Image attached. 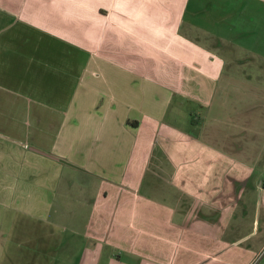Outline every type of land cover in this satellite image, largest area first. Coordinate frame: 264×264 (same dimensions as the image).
Wrapping results in <instances>:
<instances>
[{"label": "crops", "instance_id": "crops-1", "mask_svg": "<svg viewBox=\"0 0 264 264\" xmlns=\"http://www.w3.org/2000/svg\"><path fill=\"white\" fill-rule=\"evenodd\" d=\"M230 11L0 0V264H254L235 211L264 200V83L239 62L264 71V53L200 40L204 13L216 32ZM239 98L212 135L187 129Z\"/></svg>", "mask_w": 264, "mask_h": 264}, {"label": "rangeland", "instance_id": "rangeland-1", "mask_svg": "<svg viewBox=\"0 0 264 264\" xmlns=\"http://www.w3.org/2000/svg\"><path fill=\"white\" fill-rule=\"evenodd\" d=\"M228 1H230L229 4H227ZM216 4H224L225 11L227 8H230L231 11L228 14H225V12L220 14L222 17L221 20L223 19L224 26H220V29H216V32H214L215 27L211 25L213 24V19H218L217 12L204 13L207 17L205 20H207V24L210 28H205L204 30L206 31H200L201 35L204 34V37H200V40L205 43L206 46L211 47V44L215 41L212 36H239L244 38V42H246L245 44H249L251 48L259 49L260 52L262 51L264 53V46H258V41H264V0H216ZM215 9L217 11L220 10L218 8ZM226 26L229 28L226 29ZM219 33H221V35ZM224 46L221 47V53L223 54L226 53V51H224ZM242 52H244L242 49L238 53L236 50L235 54L237 56L238 54L241 56ZM239 64L243 65V68H245L247 73L250 74L249 77H251L250 79H253V86H258L259 84L258 87H261L260 84L264 83V71L260 70V68L254 66L250 62H239ZM249 88L254 87L250 86ZM237 90L240 91L241 88L237 87ZM258 92V89H254V91L249 89L248 98L251 102L254 101L255 103H260L263 101L258 96ZM237 96L238 95L234 91L232 96L228 95V99H234L237 98ZM244 104L246 103L243 102V99L239 98L232 110V113L230 112V108L227 107L222 108L218 114L216 111L215 113L211 112L208 117L204 114L202 115L201 110H195L194 115L198 120L197 126L190 125L188 127V125L185 124L184 127H188L187 129L191 132H195L196 134H202L203 131L205 134V131L208 130V134L212 135L215 128L219 130L222 129L224 116L226 114L232 115L237 112L238 109H240L239 114H245L249 107H246ZM243 110L244 113H242ZM256 110L258 109H255V111ZM238 121L239 120H237V127H232V130L235 133L243 134L242 130L239 128L240 124ZM190 122L192 123V121ZM247 132L250 133L251 130H248ZM251 134L253 135V133ZM207 138L210 139L211 136H207ZM255 148L256 144H254V149ZM158 160L157 156L154 160L156 167L165 163L164 158H162L161 163H158ZM252 192L253 200H239L235 214L238 216V223L242 226L243 230L251 231L253 236L251 242L254 245V248H256V251H258L254 264H264V200H261L263 196L260 193L259 188H250L249 193L251 194Z\"/></svg>", "mask_w": 264, "mask_h": 264}]
</instances>
